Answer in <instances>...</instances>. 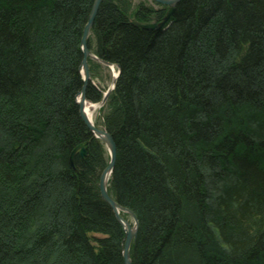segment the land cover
Wrapping results in <instances>:
<instances>
[{
    "label": "trees",
    "instance_id": "trees-1",
    "mask_svg": "<svg viewBox=\"0 0 264 264\" xmlns=\"http://www.w3.org/2000/svg\"><path fill=\"white\" fill-rule=\"evenodd\" d=\"M92 3L0 0V264H124L98 188L109 154L76 102ZM167 9L102 0L87 39L119 65L94 123L116 144L108 192L138 219L132 264H264V0L132 23ZM88 65L97 102L105 65Z\"/></svg>",
    "mask_w": 264,
    "mask_h": 264
},
{
    "label": "water",
    "instance_id": "water-1",
    "mask_svg": "<svg viewBox=\"0 0 264 264\" xmlns=\"http://www.w3.org/2000/svg\"><path fill=\"white\" fill-rule=\"evenodd\" d=\"M102 0H93V3L91 5L87 20L83 26L82 34H81V49H82V59L79 66L83 83L76 95V102L79 106V112L80 115L88 127V129L91 131L94 137L100 139L109 154V161L107 165L104 167V169L101 171L99 181H98V188L101 197L109 204V206L112 208L117 220L122 225L123 230L125 232V236L123 239V247H122V256H123V263L124 264H132L131 256H130V247L133 240L136 238L137 234V228H138V219L135 213L130 210L128 207H125L121 204H119L117 201H115L108 192V183L109 179L111 177L114 165H115V159H116V144L112 137V135L103 127L97 126L94 123V120L92 118V115H89L85 110V104L90 102L91 104H98V107L100 108L106 101L109 93L114 88L116 79L119 74V65L111 63L109 61L103 60L98 58L87 46V39L90 34V31L92 29L95 16L97 14L99 5ZM156 3L166 5L168 7L166 15L163 17V19L160 22H156L155 20L149 21V22H140L133 20L132 23L136 26L147 28V29H154L156 27L163 26L172 16L176 4L179 2V0H152ZM88 59H93L95 61H98L99 63L112 68H117V71L115 74H113L111 85L103 92V96L101 100L97 102L89 101L86 98V88L90 80V71H89V65H88ZM76 152H79L80 155L85 154V148L81 145H77L70 154V162L73 164V158L76 154ZM122 213H126L129 217V219L123 217L121 215Z\"/></svg>",
    "mask_w": 264,
    "mask_h": 264
},
{
    "label": "rangeland",
    "instance_id": "rangeland-1",
    "mask_svg": "<svg viewBox=\"0 0 264 264\" xmlns=\"http://www.w3.org/2000/svg\"><path fill=\"white\" fill-rule=\"evenodd\" d=\"M139 1L142 0H133V3L136 4ZM148 1L152 2V0H148ZM112 77H113V70L110 67L105 66V68L101 71V76L98 78L99 80L98 85H100L105 91L111 85ZM98 115H99V107L92 114L93 120L97 119Z\"/></svg>",
    "mask_w": 264,
    "mask_h": 264
},
{
    "label": "bare ground",
    "instance_id": "bare-ground-1",
    "mask_svg": "<svg viewBox=\"0 0 264 264\" xmlns=\"http://www.w3.org/2000/svg\"><path fill=\"white\" fill-rule=\"evenodd\" d=\"M113 74L116 73L117 68H112ZM98 108V104H91L90 102L85 104V110L89 115H92L93 112Z\"/></svg>",
    "mask_w": 264,
    "mask_h": 264
}]
</instances>
